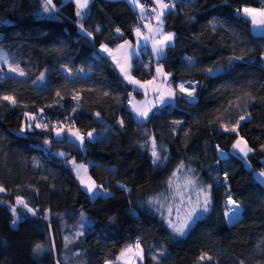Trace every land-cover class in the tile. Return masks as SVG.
I'll return each instance as SVG.
<instances>
[{
  "label": "trees",
  "instance_id": "1",
  "mask_svg": "<svg viewBox=\"0 0 264 264\" xmlns=\"http://www.w3.org/2000/svg\"><path fill=\"white\" fill-rule=\"evenodd\" d=\"M177 1L162 15L174 38L157 60L175 98L138 120L128 105L138 93L97 51L140 29L125 0H89L73 17L62 0L48 12L45 0H0V264H104L133 242L143 264H264V190L250 177L264 170V35L238 13L264 0ZM136 60L132 77L149 80L155 61L145 51ZM181 83L194 88L191 99ZM27 90L34 102L23 101ZM7 115L21 118L18 130ZM238 120L239 135L225 131ZM241 138L246 156L233 150ZM69 160L108 194L89 199ZM178 167L210 200L184 235L168 229L154 200ZM227 197L240 207L230 222Z\"/></svg>",
  "mask_w": 264,
  "mask_h": 264
},
{
  "label": "crops",
  "instance_id": "2",
  "mask_svg": "<svg viewBox=\"0 0 264 264\" xmlns=\"http://www.w3.org/2000/svg\"><path fill=\"white\" fill-rule=\"evenodd\" d=\"M153 6H154V14L153 18L150 21L145 22L143 20V5L144 2L141 0H136L134 3L133 0H125V2L129 5V7L137 14V18L140 20V31L145 37H154L155 39H163L164 35H167L171 32H166L163 30V24L160 26V31H157L158 27V20L156 19L157 13L160 11L156 4V0H149ZM137 4L139 6H137ZM86 7V6H85ZM78 9L77 7V0H62V2L59 4L58 8L60 11L65 13L69 17H73L75 13L78 11L81 13L84 9ZM244 8H252V7H241L238 10V13L246 18L249 23V31L252 35L256 36H262L264 35V27H254L251 18L247 17L244 13ZM167 9L164 10V12ZM160 20H162V16L160 17ZM173 35V33H171ZM132 41L125 42L117 45L113 49L107 48L110 50L111 55L109 52L102 51L101 46L97 48V51L99 54L104 55L108 60H110L113 65L115 66L118 74L121 76V78L128 83L133 91L138 93V98L131 97L129 99V108L134 115L135 118L138 120L143 119L145 116L138 115V112H149L150 110H153L162 104L165 103H172L175 98V90L171 88L172 95H169V86L168 85V74L162 69V66L157 62L158 59H160L166 50L167 47H169L172 42L173 38L170 42L167 43V46L164 48L163 55L160 57H157L155 54H153V39H140L136 35V29L134 30V33L132 35ZM121 45H124V47H121ZM158 46V45H157ZM145 51L148 55V57L155 61V64L151 67V78L147 81H138V84L130 83L128 80L125 79L124 75L121 73L120 66H123L129 73V75L132 77L130 73V65L132 59L139 60L140 52ZM262 57L264 58V52L262 53ZM136 60V61H137ZM119 65V66H118ZM161 69V72H157V68ZM165 77H167L165 79ZM133 80L137 81L132 77ZM148 81H152V83H147ZM140 85H144L141 87ZM178 91L179 87L177 88ZM110 264H114V262H110Z\"/></svg>",
  "mask_w": 264,
  "mask_h": 264
},
{
  "label": "rangeland",
  "instance_id": "3",
  "mask_svg": "<svg viewBox=\"0 0 264 264\" xmlns=\"http://www.w3.org/2000/svg\"><path fill=\"white\" fill-rule=\"evenodd\" d=\"M0 60L1 62H4L3 59ZM183 94L187 99L192 98V96L190 97L185 93ZM22 99L24 102H34V97L32 96L30 90L26 91ZM4 123L9 128L18 130L22 125V120L19 116L16 115H7L4 119ZM241 147H244V145H241ZM233 150L240 156L244 155L238 148L233 147ZM219 155L222 156V154L220 153ZM68 165H71V169L76 176L78 185L88 195L89 199H92L96 195L105 196L108 194L107 192L100 190V188H98V186L94 184L92 179L86 173L85 167L79 170L78 178L77 169L75 166H79V164L69 160ZM174 173H176V175L171 176L161 196H156L154 200L158 205V213H160V216L163 219L165 225L173 234H176L168 226V222L170 220L174 222H179L180 220H182L187 215L188 211L197 206V201H199V205L198 207H196V213L192 221L201 216L204 213L202 209L205 207V195L201 194V190L203 189L206 195L207 190L203 185H199L198 181L196 182L194 180L195 178L190 175L191 172L183 171V168L178 167ZM81 178L84 179V184H81ZM189 181H191V183H189ZM89 184L95 185L92 193H89L88 187L86 186ZM9 208L12 209V206H10ZM232 219L233 218H229L227 222H230ZM192 221H190L189 223L191 224ZM136 245L137 243L133 242L132 244H126L122 246L112 262H114V264H143V252L140 246L139 249H137ZM129 247H131V251H126V249H128ZM122 252L124 253V255H121ZM137 253H139V255ZM104 264H110V262H105Z\"/></svg>",
  "mask_w": 264,
  "mask_h": 264
},
{
  "label": "snow or ice",
  "instance_id": "4",
  "mask_svg": "<svg viewBox=\"0 0 264 264\" xmlns=\"http://www.w3.org/2000/svg\"><path fill=\"white\" fill-rule=\"evenodd\" d=\"M88 2H89V0H77L78 9L84 8L88 4ZM133 2L135 3L136 0H133ZM50 3H51V0H45V7H44V11L45 12L49 11V8L47 7V5L50 4ZM156 4H157L158 8L160 9V11L157 13V16H156V19L159 22L158 23V27H157V31L159 32L160 31V26L162 25V20H160V17L164 14V10L168 9L171 5L169 3L163 2V0H156ZM137 6H139V5L137 4ZM153 11H155V9H153ZM243 11H244V13H245V15L247 17L251 18V22H252L254 27H264V8H260V9H257V8H244ZM77 15L79 16V15H81V13L78 11ZM117 31H119V29H117ZM136 35L140 39H144V40L153 39V41H154V43H153V54H155L157 57H160V56L163 55L164 48L167 46V43L170 42L172 40V38H173V35L171 33H169L167 35H164L162 40L155 39L154 37H145V36H143V34L141 33V31L139 29L136 30ZM125 44H127V41H125ZM121 47H124V45H121ZM101 49H102V51L109 52V54L111 55L110 50L105 48L103 45H101ZM9 70L18 73L21 76L24 75V73L19 68L10 67ZM120 70H121V73L124 75L125 79L128 80L130 83H133V84H138L139 83L138 81H135V80L132 79V77L129 75L128 71L123 66H120ZM208 71L211 72L212 70L209 69ZM157 72L158 73L161 72V69L159 67L157 68ZM166 78L167 77H165V79ZM41 79H43V74L41 75ZM147 83L150 84V83H152V81H148ZM140 86L143 87L144 85H140ZM178 87H179V90L181 92L185 93L186 95H188L190 97L192 96L194 88H186L183 83H181ZM169 95H172L171 86H169ZM2 98L4 100H8V101H10L12 103H15V100L12 97L4 96ZM137 114L145 116V117L147 116V112H138ZM25 115L27 116L28 114L25 113ZM29 119H34V117H29ZM243 119H245V117L241 116L240 120H243ZM238 126H239V120L236 122V125L233 126L231 129L225 128V131H229L230 130L232 132H237V127ZM28 127H31V126L29 125ZM37 127H40V125L37 124ZM44 127L47 128V125H45ZM222 127H223V125H222ZM21 131H24V129L22 128ZM61 131H62V126H61V128H56L55 129V133H56L57 137L61 136ZM69 134L74 136L77 140H80L81 143L83 142V136L78 131L69 130ZM237 135H239L238 132H237ZM88 136L91 137L92 133L89 132ZM46 143H47V141H46ZM241 145H244V147H241ZM233 147L234 148H238L245 156L247 155V153L249 151H251L250 148H247V145L243 141L242 138L238 139L236 141V143L233 145ZM152 155L154 157L153 163H155L156 160L159 159V156L157 155L155 146H153ZM75 167L77 169V175H78V178H79V170L81 168H83L84 166L83 165H79V166H75ZM173 175L175 176L176 173H173ZM259 175L260 176H264V171H262ZM84 183H85L84 179L81 178V184H84ZM189 183H191V181H189ZM86 186L88 187L89 193H92L93 192V188L95 187V185L94 184H89V185H86ZM121 187H123V186H121ZM3 191H4V188L0 187V192H3ZM201 194L205 195V200H204L205 207L202 210L206 212V211H208L207 204L210 203V200H209L208 196L204 193L203 189L201 190ZM17 203L23 204L24 202L22 200H20V198L18 197L17 198ZM227 203L229 205H232L236 209L239 208V204L236 203L234 200H232L231 197H229ZM198 205H199V201H197V206L196 207H198ZM25 207H27V205H25ZM196 207H193L190 211H188L187 215L182 220H180L179 222H174V221H171V220L168 222V226L173 230L174 233H176L177 235H184L185 234V230L188 227H190V223L189 222L192 221L193 218H194V215L196 213ZM13 211L15 212V209H13ZM29 211H33V210L30 208ZM225 215L227 216L228 213L226 212ZM39 247L40 246L37 245V249ZM136 248L139 249V242H137ZM126 251H131V247L126 249ZM137 254L139 255V253H137ZM121 255H124V253L122 252ZM204 258L205 257L202 255L201 259L203 260ZM209 259H210V257H209Z\"/></svg>",
  "mask_w": 264,
  "mask_h": 264
},
{
  "label": "built area",
  "instance_id": "5",
  "mask_svg": "<svg viewBox=\"0 0 264 264\" xmlns=\"http://www.w3.org/2000/svg\"><path fill=\"white\" fill-rule=\"evenodd\" d=\"M165 3H169L171 6L177 5L178 1L177 0H163ZM153 6L151 3L145 2L143 5V20L145 22L150 21L153 18ZM149 65H152V62L148 63ZM229 197L226 198L224 205H223V210L224 212L228 213L227 217L228 218H235L239 215L240 213V207L238 209L234 208L232 205H229L227 203Z\"/></svg>",
  "mask_w": 264,
  "mask_h": 264
},
{
  "label": "water",
  "instance_id": "6",
  "mask_svg": "<svg viewBox=\"0 0 264 264\" xmlns=\"http://www.w3.org/2000/svg\"><path fill=\"white\" fill-rule=\"evenodd\" d=\"M264 170H255L251 171L250 177L253 182H255L260 188L264 190V176H260L259 174Z\"/></svg>",
  "mask_w": 264,
  "mask_h": 264
},
{
  "label": "bare ground",
  "instance_id": "7",
  "mask_svg": "<svg viewBox=\"0 0 264 264\" xmlns=\"http://www.w3.org/2000/svg\"><path fill=\"white\" fill-rule=\"evenodd\" d=\"M240 214V213H239ZM238 217V216H237Z\"/></svg>",
  "mask_w": 264,
  "mask_h": 264
}]
</instances>
